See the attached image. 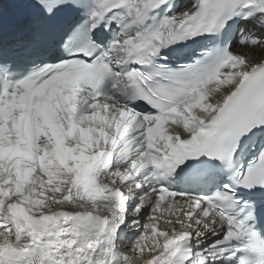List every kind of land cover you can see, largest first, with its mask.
Listing matches in <instances>:
<instances>
[{"label":"snow or ice","instance_id":"obj_1","mask_svg":"<svg viewBox=\"0 0 264 264\" xmlns=\"http://www.w3.org/2000/svg\"><path fill=\"white\" fill-rule=\"evenodd\" d=\"M33 3L0 37V264H264V61L231 31L264 0Z\"/></svg>","mask_w":264,"mask_h":264},{"label":"bare ground","instance_id":"obj_2","mask_svg":"<svg viewBox=\"0 0 264 264\" xmlns=\"http://www.w3.org/2000/svg\"><path fill=\"white\" fill-rule=\"evenodd\" d=\"M187 2L188 0H183L182 5L180 7L183 8ZM240 30L241 31L247 30V33L251 34L249 36V44L246 47L239 46V42L243 38L240 33L239 37L237 38L236 43H234V51L237 52L238 54L245 56L247 59H250L254 62L264 61V46H261V45H264V25H261L259 22H256V23L242 22L240 25ZM253 38L260 41L261 45H258V46L251 45V39ZM53 210L58 211L59 208L54 206ZM161 211L164 212L165 215L159 216V213H157V216L159 217L161 223H163V221L168 218V213L166 212L165 208H162ZM126 246H127V241H125V247Z\"/></svg>","mask_w":264,"mask_h":264}]
</instances>
